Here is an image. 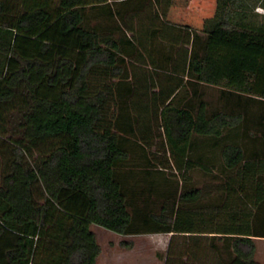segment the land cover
Here are the masks:
<instances>
[{"label":"trees","instance_id":"1","mask_svg":"<svg viewBox=\"0 0 264 264\" xmlns=\"http://www.w3.org/2000/svg\"><path fill=\"white\" fill-rule=\"evenodd\" d=\"M170 2L0 0V264H95L93 225L171 233L164 264H256L264 111L237 138L242 109L264 103V0H216L200 29L166 21ZM136 60L183 78L159 108L157 149L137 135Z\"/></svg>","mask_w":264,"mask_h":264},{"label":"rangeland","instance_id":"2","mask_svg":"<svg viewBox=\"0 0 264 264\" xmlns=\"http://www.w3.org/2000/svg\"><path fill=\"white\" fill-rule=\"evenodd\" d=\"M171 5L173 6L172 12H169ZM215 6L216 0H173V3L170 2L168 5L165 18L166 21L177 25V27H181V29L188 27L200 29L204 19L213 15ZM255 10L259 11V13L264 12V9L259 5ZM172 33L177 35L176 32ZM166 40L171 43L172 38L170 35ZM179 40L183 41V39ZM184 44H182L183 47H189L188 43ZM177 47L178 46L175 48V52L178 59L181 53H183V48L181 45L180 48ZM135 62L136 63H130V69L133 80L137 82L136 84L139 83L138 86L140 91V95L135 100V113L140 114L138 115V118H140L136 124L137 135L144 134L151 143V149H157L160 142L164 140L163 129L160 125V120L157 118L159 108L165 98V93H170L175 90L183 78L182 75L179 74V71L175 74L163 72L154 69L147 61L143 63L136 60ZM187 89L189 91L190 87ZM202 89L204 91L203 98L209 105L227 111L230 110L229 107L233 106V103L225 104L227 100L219 98V88L203 86ZM179 94L181 93L178 92L176 94V98L178 96L177 99L180 98ZM188 97H190V91L188 92ZM140 98H142V100H138ZM176 101L177 100H174V102ZM256 101L257 100L249 101L248 103L250 105L242 109V114L245 115L248 120L246 119L247 121L244 126H241L239 130L241 134L237 140L241 143L249 142L250 140L247 136L242 135L243 128L248 127L250 132L255 130L252 128L253 122L257 121L255 115L257 116L258 113L264 111V103L261 104ZM209 149L210 147L205 148L208 158L211 159L212 162H215L216 157H218V151L215 152V150H213L209 152ZM171 165L170 169H166L163 172L165 173V177H168L172 183V181L179 178L180 175L174 169L173 164ZM213 173L219 175L217 180H213L214 182H219L224 178V175L217 169H214ZM192 176L194 179L193 182L198 186L212 182V179L203 175L201 171L192 172ZM92 229L101 247V252L95 264H164V256L167 251L171 233L120 235L96 225H93ZM123 241H125V244H123ZM254 242L255 262L256 264H264V237H256ZM205 246L208 245L205 244ZM204 261V264H216L214 263V259H210V256L205 257Z\"/></svg>","mask_w":264,"mask_h":264},{"label":"crops","instance_id":"3","mask_svg":"<svg viewBox=\"0 0 264 264\" xmlns=\"http://www.w3.org/2000/svg\"><path fill=\"white\" fill-rule=\"evenodd\" d=\"M171 3H173V0H171ZM172 8H173V6L171 5V11L169 10V12H172ZM257 12H259V11H257ZM170 14V13H169ZM172 14V13H171ZM261 14H264V12L263 13H261Z\"/></svg>","mask_w":264,"mask_h":264}]
</instances>
